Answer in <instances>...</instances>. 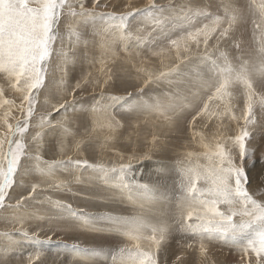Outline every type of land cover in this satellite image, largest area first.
<instances>
[{
	"label": "snow or ice",
	"instance_id": "obj_1",
	"mask_svg": "<svg viewBox=\"0 0 264 264\" xmlns=\"http://www.w3.org/2000/svg\"><path fill=\"white\" fill-rule=\"evenodd\" d=\"M0 264H264V0H0Z\"/></svg>",
	"mask_w": 264,
	"mask_h": 264
},
{
	"label": "rangeland",
	"instance_id": "obj_2",
	"mask_svg": "<svg viewBox=\"0 0 264 264\" xmlns=\"http://www.w3.org/2000/svg\"><path fill=\"white\" fill-rule=\"evenodd\" d=\"M69 243H71V241H69ZM210 256L216 260H232L234 258L238 259L237 256L229 255L226 249L223 250V253H221V251H219L218 249H213L210 253ZM51 259H52L51 252H49V260Z\"/></svg>",
	"mask_w": 264,
	"mask_h": 264
},
{
	"label": "bare ground",
	"instance_id": "obj_3",
	"mask_svg": "<svg viewBox=\"0 0 264 264\" xmlns=\"http://www.w3.org/2000/svg\"><path fill=\"white\" fill-rule=\"evenodd\" d=\"M54 247V246H53Z\"/></svg>",
	"mask_w": 264,
	"mask_h": 264
}]
</instances>
